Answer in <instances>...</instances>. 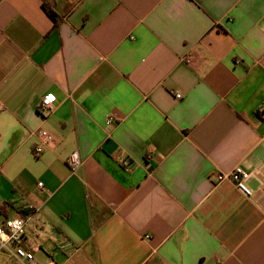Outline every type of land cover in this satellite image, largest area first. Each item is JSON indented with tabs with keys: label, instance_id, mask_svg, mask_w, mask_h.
Masks as SVG:
<instances>
[{
	"label": "crops",
	"instance_id": "1",
	"mask_svg": "<svg viewBox=\"0 0 264 264\" xmlns=\"http://www.w3.org/2000/svg\"><path fill=\"white\" fill-rule=\"evenodd\" d=\"M236 167L249 198L214 179ZM18 217L42 264H264V0H0V221Z\"/></svg>",
	"mask_w": 264,
	"mask_h": 264
},
{
	"label": "built area",
	"instance_id": "2",
	"mask_svg": "<svg viewBox=\"0 0 264 264\" xmlns=\"http://www.w3.org/2000/svg\"><path fill=\"white\" fill-rule=\"evenodd\" d=\"M186 62L190 63L191 57H188ZM176 97L181 98V95H177ZM55 103L56 96L54 94L46 95L38 106V112L46 118L52 111ZM114 122L115 120L113 118H109L106 124L113 125ZM38 137L40 139V145L36 146L33 151L36 156H39L43 152V147L54 148L56 146L55 139L48 133L40 131ZM82 163L79 152L74 151L70 154L68 165L72 173H75L81 167ZM121 164L124 168L128 169L129 162L127 160L122 161ZM250 176V171L242 167H236L228 173L215 174L214 179L217 183L230 181L243 196L249 198L253 195V191L248 185ZM38 187L42 188L43 184L39 183ZM26 226L27 220L22 217L0 221V254L6 255L11 264H42L35 258V252L39 249V246L30 242L25 232ZM45 264L57 263L54 260H50Z\"/></svg>",
	"mask_w": 264,
	"mask_h": 264
},
{
	"label": "trees",
	"instance_id": "3",
	"mask_svg": "<svg viewBox=\"0 0 264 264\" xmlns=\"http://www.w3.org/2000/svg\"><path fill=\"white\" fill-rule=\"evenodd\" d=\"M49 13V12H48ZM49 15L53 18V15H52V13H49Z\"/></svg>",
	"mask_w": 264,
	"mask_h": 264
}]
</instances>
